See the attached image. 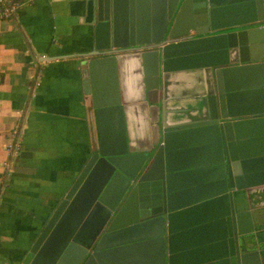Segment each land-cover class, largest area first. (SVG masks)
I'll list each match as a JSON object with an SVG mask.
<instances>
[{"label":"water","instance_id":"95a60500","mask_svg":"<svg viewBox=\"0 0 264 264\" xmlns=\"http://www.w3.org/2000/svg\"><path fill=\"white\" fill-rule=\"evenodd\" d=\"M79 2L97 138L18 264H264V0Z\"/></svg>","mask_w":264,"mask_h":264},{"label":"crops","instance_id":"0c3cea01","mask_svg":"<svg viewBox=\"0 0 264 264\" xmlns=\"http://www.w3.org/2000/svg\"><path fill=\"white\" fill-rule=\"evenodd\" d=\"M23 1L15 18L0 21V264L19 263L97 138L79 65L91 45L83 7L79 0ZM41 53L49 60L36 67L34 55ZM132 77L131 70L122 72L123 87ZM106 84L105 75H97L95 88ZM18 122L20 148L5 168L4 146ZM127 125L129 137L137 138L132 118ZM259 196L264 199V191ZM253 213L259 235H249V249L260 250L264 263V207Z\"/></svg>","mask_w":264,"mask_h":264},{"label":"built area","instance_id":"2783aa9c","mask_svg":"<svg viewBox=\"0 0 264 264\" xmlns=\"http://www.w3.org/2000/svg\"><path fill=\"white\" fill-rule=\"evenodd\" d=\"M25 4V1L23 0H0V21L10 20L12 18H15L22 6ZM49 58L46 54H36L34 55V64L36 67H43L47 62ZM38 77V76H33ZM1 79V75H0ZM39 81H35V85H38ZM23 132V125L22 122H18L15 124V126L10 131V140L9 142L4 146L6 152H7V158L1 163L5 168L12 166V160L14 156L17 155L19 148H20V139ZM12 168V167H11ZM5 185V174H0V190Z\"/></svg>","mask_w":264,"mask_h":264}]
</instances>
